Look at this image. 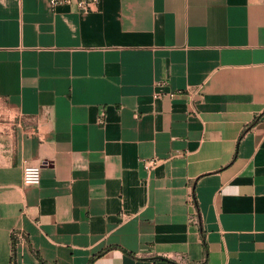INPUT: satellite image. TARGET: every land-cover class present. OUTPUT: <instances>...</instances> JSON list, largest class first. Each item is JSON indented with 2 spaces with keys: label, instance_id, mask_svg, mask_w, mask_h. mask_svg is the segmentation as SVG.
Masks as SVG:
<instances>
[{
  "label": "crops",
  "instance_id": "obj_1",
  "mask_svg": "<svg viewBox=\"0 0 264 264\" xmlns=\"http://www.w3.org/2000/svg\"><path fill=\"white\" fill-rule=\"evenodd\" d=\"M34 252L264 264V0H0V264Z\"/></svg>",
  "mask_w": 264,
  "mask_h": 264
},
{
  "label": "built area",
  "instance_id": "obj_2",
  "mask_svg": "<svg viewBox=\"0 0 264 264\" xmlns=\"http://www.w3.org/2000/svg\"><path fill=\"white\" fill-rule=\"evenodd\" d=\"M52 7L57 5H70L75 3L77 8L92 9L98 0H49ZM155 164V160H150L147 165L149 167ZM41 179V164H25L22 167V183L26 187L37 186ZM20 236V234H15Z\"/></svg>",
  "mask_w": 264,
  "mask_h": 264
},
{
  "label": "trees",
  "instance_id": "obj_3",
  "mask_svg": "<svg viewBox=\"0 0 264 264\" xmlns=\"http://www.w3.org/2000/svg\"><path fill=\"white\" fill-rule=\"evenodd\" d=\"M14 241H15V237H13V252H14ZM35 256L39 259V261L42 263V264H47L46 262H44V260L41 259V257L38 255L37 252H34ZM12 264H14V256H12Z\"/></svg>",
  "mask_w": 264,
  "mask_h": 264
}]
</instances>
